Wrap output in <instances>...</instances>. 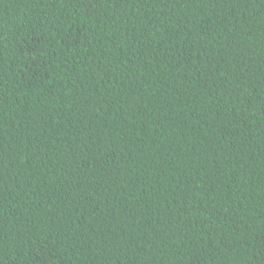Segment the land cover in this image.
Segmentation results:
<instances>
[{
	"label": "trees",
	"instance_id": "trees-1",
	"mask_svg": "<svg viewBox=\"0 0 264 264\" xmlns=\"http://www.w3.org/2000/svg\"><path fill=\"white\" fill-rule=\"evenodd\" d=\"M0 264H264V0H0Z\"/></svg>",
	"mask_w": 264,
	"mask_h": 264
}]
</instances>
